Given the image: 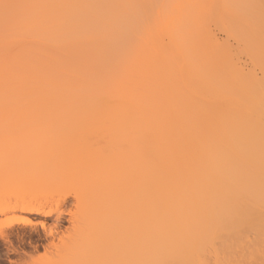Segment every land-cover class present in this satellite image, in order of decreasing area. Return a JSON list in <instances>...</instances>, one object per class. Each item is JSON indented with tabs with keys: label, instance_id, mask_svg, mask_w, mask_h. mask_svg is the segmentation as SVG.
<instances>
[{
	"label": "bare ground",
	"instance_id": "6f19581e",
	"mask_svg": "<svg viewBox=\"0 0 264 264\" xmlns=\"http://www.w3.org/2000/svg\"><path fill=\"white\" fill-rule=\"evenodd\" d=\"M113 1L114 0H112V2ZM131 1L129 2L130 4H132ZM135 1H137V0H135ZM155 1H152L154 3H151V2L150 3L156 4ZM180 1L184 2V0H180ZM186 1H187L186 4L185 3L183 4V2H181L180 6L183 4V6L185 8L187 6L189 7L191 4L189 3V5H188L187 4L188 0H186ZM191 1H193V0H191ZM203 1H205V0H203ZM220 1H221L220 6L222 5L220 7L221 13L227 7L229 11H233L234 14L244 18V21L249 15H251V14L256 15V17H255L256 20H254V21L257 24V27L261 28V30L264 33V7H263L264 6L263 5L264 0H220ZM220 1H219V3H220ZM110 2H111V0H75V1H72V0H16V1L12 0V4L10 7L17 6V5H20V7L22 9H23V7H25V9H23V12H24L23 15L24 16H23V19L20 18L19 20H17V22H19V23L14 24V23L9 22L6 27H3L2 31H1L2 34H0V40L5 41V39H6L5 34L6 33L11 32L12 34H10V36L11 35L13 36L14 34H16V32H17L16 29H19L20 31L23 30L22 33H25V32H26V34L28 33L29 34L28 37L30 40L28 39V41L21 43V45H19L16 48L17 51L15 50L17 54L14 53L12 55L13 57L17 58V60H15V62L12 63V67L23 78L22 81L19 82V84L17 86L15 85V87L17 89L15 87H14L15 89H13V93L14 92H17V94L21 93V95H17L15 93V95H17L18 97L17 96L14 97V98H16V97L19 98V101L21 102V104H19V102L16 103L17 98L15 99L16 101L12 99L13 101L11 100V101L6 102L7 101L6 99H9V98H6L5 96H3L4 98H2V96L0 95L1 96L0 101H1V99H3L2 103L0 102V108L2 109V108L6 107L5 109H7V107L8 108L11 107V109L16 108L17 110H15V111H19L20 108L22 109L25 107H27V108L28 107L29 108L30 107H38V110H36L34 108L33 109L31 108L32 110L30 109L29 113L31 112L30 117H32V115L34 113L39 114L41 110L46 111L47 110L46 108H48V106H51V108L54 106L55 107L57 106L56 108L55 107L54 108L56 110H57V108L59 109L58 110V112H59L58 117H60V118L62 117L63 122H65V123L70 122L71 124H73L72 122H74V124H73L74 127L76 125L75 121H76V123H78V125H81L82 123L86 122L88 119L91 120L92 119L91 116H93L92 112H94L95 108H97V110H95V112H97V111H99V112L101 111V113L103 112L102 114L100 113L103 116L102 120L103 121L106 120V121H104L105 123H100V125L103 124L102 127L104 128V130L103 129L102 130L104 131L103 132L104 134L106 133L105 136H107L108 138L106 137L105 140H108V142L106 143V141H103V139H102V141H100L99 139H101V138H99L95 142V139H97V137H99L101 135L99 133L102 130H100V129L97 130L98 127L97 128H90L91 129L90 130L89 127H92V126H90L91 125L90 124V125H88L89 127L87 126V128H88L87 130L89 132L90 131L91 132L90 133L87 132V134L88 133L93 134L92 137H94V138H92V137L89 138L87 136L89 139L87 137L86 138H80L79 140H77V142H75L73 144L68 143L70 145H65V146L59 147L60 143L62 142V141L61 142H59V141L63 137H61L60 139L57 140V138H59V136H58L55 140V144L53 147L55 148V151L57 149H59V150H57L59 152L58 153H57V151L53 152L54 157H52V158L54 159V161H50V160H52V158L48 159L46 162L44 161L45 163L41 166V167H44L43 169L39 168V170H34L36 168H33V169L30 168L29 169V167H28L26 170V174L24 173L23 174L24 177H23L21 175V173H18L19 168L20 167L22 168L24 165L23 163H21V161L17 164V169H14V168L10 169L9 168L10 170H13V172L15 171L14 173L12 172L14 176L12 175V173L8 172L9 169L7 171V168H6L7 172L6 171L3 172V174L5 173V175H2L3 177L5 176V180L14 179L13 181H15L16 184L19 181V183H20L19 185H22V187L18 192H16L17 191V190H15L16 188L11 190L9 188L11 185L9 186V184L7 185L6 188L3 189V190H7V189L8 190L3 195L1 194V196H0L2 199H3V197H5L4 199H6L5 201H3V204L0 206V214L4 213L7 210L8 211H13V210L19 211L21 213V216L17 219H14L13 221L16 223L28 225V224H30L31 218L33 216L47 217V216L54 214L56 209L58 208V206L61 204V202H63L64 200H66L69 197L70 198L72 197L73 198L72 200H75L77 203H80L82 205L80 207H82L81 211L83 213L82 216H84V217H82L84 222L81 226H79L75 229V231L77 233L76 242L74 243L73 246H71L67 249L68 252L66 255L63 256L64 259L62 258L61 259L62 261L60 260L61 261L60 264H206V263L210 264V263H208L209 261L210 262L213 261V263H211V264H249L248 262H245L244 260L251 261L252 258L258 254H259L258 255L259 258L262 257V259L261 258L260 259L263 260L262 263H264V258H263L264 257V253H263L264 247L262 248L260 246L261 243L262 244L264 243V214H263L264 213V178H263L264 176L262 175V174H264V136L262 137L263 134L261 133L262 132L261 130H260L261 132H259L260 136L259 135L254 136L253 133L251 132V130L244 129V128L249 126V125H245L247 122H248L247 124L253 123V120H252V123L250 122L251 121L250 120L251 115L249 113L251 111L249 110L250 112L248 111V113H246L247 111H245V110L246 109L248 110L249 107L245 108L244 104L245 103L248 104V106H250L249 109H252V108L254 109V107L256 106V111H257V114L259 112V116L262 115L261 110L264 107L262 108L260 106V108H262L260 110L259 105L258 106L257 105L251 106V103L249 102L251 99L249 101H247L246 97L242 96L241 98H245V101H247V102H244L243 107L245 108V110H244L245 113L250 115V117H248V115H247V118L250 121L247 120L246 114L244 116L241 115L242 110L240 111L241 113L239 112L240 116L238 117V116H236L235 109H233V111H231L232 109L229 110V108H228L227 111L230 112V115L228 114L229 117H228V115H227V117L230 118L229 120L226 117H225L226 119L225 118L223 119L221 112H220V114L214 113L215 116L218 115V117H220L221 121L219 118L218 119L220 121L221 128H223V130H224V133L221 130L219 131V129H217V132H215V134L209 138V136L206 134L207 128L205 129V124L203 123V121L205 123L208 121V119L206 117L207 115L204 113L207 110L203 111V110H205V108L208 109V107H206V104H204V103H206L207 98L202 99V101L201 100L196 101L197 97L195 99H193L198 103V106L201 103L203 104V105L201 104L203 107L205 106L204 109H203V107H201V109H203L202 110L203 114H200L202 116V118L199 116V114H198L199 117L196 115L200 121V122L199 121L196 122V124L199 122L197 125L195 124L197 117H196V119H194L195 121L193 122V124H191V122L193 120L190 121L191 119H189L188 115H186V114L192 113V116H193V113H196V111H197V113H200L201 111L200 112L198 111V109L200 107L197 109V108H195L196 107L195 104H191V106L194 105L192 107V109L195 108L194 110H191V111H195V112H191V111L188 112V110H189L188 108H187V110H186V108L182 109L181 104L185 107L184 103L181 102V100L180 101L177 100L178 98H176V97H175L176 100L175 99L174 100L179 101L180 103H178V102H177L178 104L175 103V101L172 99V96L171 97L169 96L170 91H173V90L168 89V90H170L169 94H168V96L170 98L166 95L167 99L169 98V100L170 99L172 100V101H170L171 107H169L170 106L169 105L168 106L169 108H168L166 106L167 105L166 103H161V101L166 100L165 96H162V94H161L162 92L160 93L161 94L160 97L156 93V91L157 92L160 91V89H159V88H161L160 86H162V88L164 86L163 84L161 85V82H159L157 78H156L157 82L160 83L159 88H158V85L154 84V87L156 86L155 87L156 91H154V90H152V91L154 93H156L155 96H158L159 98L162 97V98L159 99L160 101L156 100L155 103L159 102L158 104H155V103L151 104L149 102V98L146 96H143L144 94L139 92V91H142V92L144 91L142 89L143 86H141V87L138 86L139 91L135 90V88L137 87L136 85H140L139 84L140 82L138 81L140 78L139 75L141 77L144 76L143 77L144 79L147 77L148 72H145L147 70V66L145 68L144 66L146 64L145 65L141 64L143 61L146 60V59L143 60L145 57L140 59L139 62H141V63L137 62L138 60H135V62H136L135 63L134 59H132L133 61H131V62L127 61L130 64L133 62L132 63L133 65L129 64V66L127 67L128 69L130 68V70L132 72L127 71L126 68L125 69L123 68V67H126L128 65V64L126 65L127 62H126V59L124 60V57L128 58V56H129V54L126 55V52H127L125 49L126 45H123L125 43V42H123V40L126 39V37L124 38L123 35H126L127 33L131 32V33H133V34H131V36L133 35V37L135 36V38H137L136 33L134 35V30H137L139 25L137 23H135L136 21H133L132 23L133 24L135 23V25L137 24L138 26H136V28L134 29L135 25L131 24V27L133 28V32H132V29H130L131 31H129L128 28H131L130 27L131 21L129 22V19H130L129 15L130 14L133 15V12L130 13V10H129L128 13H126L127 10L130 9V7H129L130 4L126 3V0H117L115 2L116 4L114 2L113 3L112 2L110 3ZM121 3H122V6H121ZM200 3H202V1ZM205 3H206V1L204 2V4ZM194 4H196V3L194 2ZM28 5H29V7H27ZM136 5H135V7L138 6V5L137 6ZM146 5H147V3H146ZM256 5L257 6L260 5L259 6L260 8L262 6V9H259V7H258L257 8L258 10H255ZM111 6L112 7L114 6V7L112 8ZM177 6H176V8L178 9L179 7H177ZM192 6H193V4H192ZM192 6H190L189 8L187 7L188 10ZM223 6L225 8L224 10L222 9ZM135 7H133L134 10H135ZM156 7L157 6L155 5L153 8L156 10L157 9ZM158 7H159V11H160V6H158ZM194 7L196 9L197 6L194 5L193 8ZM193 8H191L190 11H188L187 16L189 18H190L189 12H191V10ZM251 8H254L255 13H251ZM117 9L118 10L123 9V10L118 11ZM139 9L141 11V8H139ZM149 9H151V7ZM124 10H125V12H124ZM131 10H133V9H131ZM11 11L12 10L10 9V12ZM148 11H150V10H148ZM186 11L187 10H185V12ZM229 11H228V13H229ZM122 12L126 13V14H123ZM153 12H154V10H153ZM161 12H163V10ZM176 12L177 11L175 10L174 13H176ZM12 13H14V12L12 11ZM139 13L143 15L142 12H138V14ZM138 14L136 13V15H135L137 18L142 16L139 14V17H138L137 16ZM159 14H160V12H159ZM208 14H209V12H208ZM257 14L258 15L261 14L263 17L261 15H260L261 17H259ZM195 15H196V13H195ZM236 15H234V16H236ZM179 16H180V14H179ZM179 16H177V18L176 17L174 18L173 23H175V26H177V23H179L178 22L179 19H180V21H181V19L184 20L183 22L184 23L186 22L185 24L188 23L187 22L188 20L186 21L185 18L182 17V15L180 16V18H179ZM232 16H230V17L227 16L228 17L227 18L228 19V25L230 23L229 19L231 20ZM143 17H144L143 19L145 20L144 15H143ZM195 17L199 18V16H197V15ZM258 17L262 18V19L261 20L257 19ZM132 18H134V17L132 16ZM200 18H201V16H200ZM200 18H199V20H200ZM233 19L235 20L237 18L233 17ZM250 19L247 21H249V23L251 25L255 26L256 24L253 23V21ZM125 20H126V22L128 21L127 23H129V27L127 26V23L125 22ZM137 20L139 21V19H137ZM144 20H140V21L142 22ZM172 20H173V18H172ZM190 20H191V18H190ZM232 20H231V22H233V23L236 22V21L234 22V20L233 21ZM258 20L261 22H259ZM226 21L227 20H225L224 22H226ZM167 22H169L168 27L171 30V27L173 28V26H171L173 23L171 20H169ZM167 22L165 24L166 28H167ZM94 23H95V26H97V28L94 27V25H93ZM148 23L151 24L150 22H148ZM191 23H193V22H191ZM233 23L232 24L230 23V26H231L230 29L228 28V25L226 26L228 28V30L239 31L238 30L239 27H237V26H236L237 29L235 30ZM118 24L121 25V28L123 26V28H124L122 30L123 32L121 30H120L121 31L120 32L117 29H115V28H117ZM140 24H142V23H140ZM98 25L100 28L98 27ZM115 25H117V26H115ZM258 25H260V26H258ZM141 26H145V25H141ZM151 26L153 28L154 24L152 23ZM232 26L234 29L232 28ZM253 26H251V27H253ZM125 27H126V30L128 29V31H124ZM146 27H147V24H146ZM188 27L189 26H187V28ZM190 27H192V24L190 25ZM257 27L256 28L254 27V28L258 29ZM24 28H27L28 30H26V29L24 30ZM89 28L93 32L97 33V36L94 37V41L96 39H98L100 36L101 37L104 36V38H105V36H107L110 38L108 40L111 43L113 42L112 48L114 46H116L115 49L117 48L116 49L117 53H116V51H114V55H113L112 59H111L112 55H110V54H104L106 56L110 55L107 58L104 57V55H102V54L101 55L103 57H100V55H99L100 53L98 54V52L95 51L96 54L93 55L95 52L93 51V53H92V51H91V54H90L89 50H86V51H88L89 56H93L92 59L90 58L91 60L86 56L87 52H86L85 56H81L83 49H81L79 47L80 44H78L79 50H77V52H78V54L80 53L81 55L79 54L78 58H76L77 53L75 52V50L77 48L75 46L73 47V45L70 41H71V39L77 38V41L80 40L82 42V39L88 37L86 32ZM177 28L179 30L178 26H177ZM194 28H195V26H194ZM194 28H192L193 34L196 35L194 32H196V33H198V32L196 31V29L194 30ZM242 28H239V29H241V31H239L237 33H240L238 35L245 37L246 33H248L246 31L247 27H246V30H242ZM141 29L143 30V28H141ZM162 29L164 30L163 27H162ZM173 29L174 30H171V31L175 34V32H177V30L175 31L176 28H173ZM189 29L191 32L192 29L191 28H189ZM255 29H254L255 32H257L258 30H259V32H262V31H260V29H258L257 31ZM15 30H16V32H15ZM19 30H18V32H20ZM143 31H141V32H143ZM165 31H166V29H165ZM224 31H225V29H224ZM243 31H245L246 33L244 32L242 34ZM124 32H126V34H124ZM158 32H159V30H158ZM177 33L179 35V32H177ZM237 33H236V35H237ZM257 33H255V34H257ZM30 34H32V35H30ZM91 34L92 33H90V35ZM174 34H172V35L174 36ZM176 34H175V37H173L172 35L171 36H172V38H174V40H176V38H177V41L179 42L178 39L179 38L181 39V36H179V38H178V36ZM200 34H202V32ZM167 35L168 34H166V37H167ZM197 35H196V38H197ZM212 35H213V33H212ZM238 35H237V37H240ZM257 35H255L254 37H257ZM30 36H33V37L30 38ZM145 36H146V34H145ZM145 36L143 35L140 37L144 38ZM152 36L154 39V37L156 36V35H154V32H153ZM208 36H209V34H208ZM233 36H234V33H233ZM262 36L264 37V34H261V37ZM117 37H119L120 39ZM140 37L138 39H136V40H138V42L141 39ZM243 37H240V40L245 39ZM251 37H250V35L248 36V38L252 40ZM258 37L260 38V35H258ZM182 38H183V36H182ZM231 38H232V36H231ZM149 39H152V38H149ZM166 39H168V37ZM170 39H171V37H170ZM185 39H183V42L185 41ZM118 40H120V42H122V43H120ZM236 40L238 41V43H240V42L242 43V41H239L238 39H236ZM263 40H264V38H263ZM83 41H84L83 43L87 45V43H88L87 40H83ZM142 41H144V39H142ZM146 41L149 42L150 40L147 39ZM187 41H189V40H186V42ZM258 41H259V39L255 38L251 41L252 43L248 42L249 43V45L247 44L248 49H246L247 46L245 47V45H244V48L246 49V51L248 50L249 55H251L249 52V49L251 48V46H252V48L255 47L254 50H256V48H257L256 46L259 43L261 45H262V43H264L262 41H261L262 43L261 42L258 43ZM138 42H136V44ZM152 42H153V40H152ZM154 42H155V39H154ZM171 42L172 41H170L169 43H171ZM181 42H182V39L179 42L180 44H183V45H181L182 50L180 49V47H179V49H180V51L186 52V54H187V51H185L186 49H184L185 47H187V45H186V43H181ZM203 42H205V41H203ZM245 42H247L246 39H245ZM245 42H243V44H245ZM143 43L140 44V42H139L138 45L140 44L141 47L139 46L140 47V49H139V48H137V46H138L137 45L136 49L141 50L143 46H146V43L142 46ZM188 43L189 42H187V44ZM195 44H196V42H195ZM250 44H253V45L255 44L256 46L255 45L250 46ZM120 45H123L122 48ZM184 45H186V46L184 47ZM203 45H205V44L197 45V46H201V48H202ZM66 46H68V47H66ZM119 46H120V49H119ZM197 46H196V48H198ZM67 48H69V49H67ZM73 48H75V49H73ZM189 48H191V46ZM193 48L195 49V47H192V50L187 48L188 52L193 51ZM201 48L199 47V49H196L195 50L196 53L198 50L200 51ZM225 48H227V47H225ZM262 48L264 49V46ZM262 48L259 49L260 51L256 50V53L260 57H261V54L264 53ZM66 49H67V53H66ZM71 49H73V50L70 51ZM121 49H124V50H122L123 54L125 53L124 55H122ZM149 49L151 51L150 46L147 49V51ZM153 49L155 50V48H153ZM203 49H204V47L201 49L202 55L200 57L198 56V55H200L199 53H197L198 54L197 55L195 52H194V54H193V52H190V54L192 56L196 54L193 59H195L196 56H198L197 60L199 58H201L203 56V53H204ZM220 49H223V48H220ZM61 50H62V53H61ZM68 50L71 53L73 52L74 53L73 56L75 55V57H73L70 54V52L68 53ZM144 50H142L141 52H143ZM64 51H65V53H63ZM261 51H263V52H261ZM118 52H120V53H118ZM148 52H146V53L144 52V53L147 55ZM163 52H165V51H163ZM205 52H207V51H205ZM84 53L85 52H83V54ZM165 53H162V54H165ZM60 54H63V55H60ZM67 54L71 55V56H67L66 57L67 59L68 58L70 59V57H72L71 59L75 58L73 60V62L74 63H75V61H77V62L75 64H72L73 62H71L69 59L64 61L66 63L61 61L60 56L63 57L64 55L66 56ZM118 54H120L121 56L119 55L117 57ZM184 54L185 53H183V59H186V56L189 55V53L187 55L185 54L186 56ZM220 54H221V52H220ZM220 54H219V56H220ZM154 55H156V54H154ZM65 56H64V58H65ZM192 56H189L187 58H190V57L192 58ZM207 56L209 57V55H207ZM252 56H254V54H252ZM149 57H152V56L149 55ZM168 57H169V55H168ZM205 57L206 56L204 54V58ZM234 57H236V56H234ZM103 58H106V59H103ZM131 58L132 57L128 58V60H131ZM146 58H147V56H146ZM202 58H201V60H202ZM217 58H218V55H217ZM221 58H222V56H221ZM221 58H220V60H221ZM257 58H255V60ZM86 59L89 63H87V61H85ZM117 59H119V61L116 62ZM122 59H123V66L120 64V63H122V61H121ZM171 59L173 60L172 57H171ZM228 59H230V58H228ZM258 59H257V61L260 63V61H259L260 59L259 60ZM83 60H84V62L82 63ZM148 60H150V59H148ZM164 60H166V59H164ZM187 60L188 59H186V63L188 64ZM190 60L191 59H189L188 61H190ZM197 60L194 61V64L191 61L193 66L190 65V63H189V66H192V68L190 69L191 70L190 71L191 76L192 75L194 76L193 71H195V73H196L198 70L195 68L198 65L197 62H199V61L201 62V63H199L200 64L199 68H201L200 66L205 68L202 65V61H204L205 59L202 61L201 60L197 61ZM206 60H208V58ZM213 60H214V58H213ZM213 60L211 59V61H213ZM67 61H69V62H67ZM80 61L82 64L80 63ZM111 61H113L114 64ZM170 61L168 59L167 62H170ZM253 61H254V57H253ZM101 62H103V63H101ZM118 62H120V63H118ZM167 62H166L167 66L166 65L165 66L169 69L172 68L173 64L175 63V62H173V63L170 62V64H169ZM176 62H177V60H176ZM91 63L94 65L98 64L99 67H96L97 65H95V67L92 66L94 71L92 70V68L89 69V67L91 66L90 65ZM105 63L107 65L110 63L113 65L112 66H110L111 64L108 65L110 67H108V69H107L106 68L107 65H104ZM144 63L145 62H143V64ZM186 63L184 64V66L187 65ZM195 63H197L196 66H195ZM135 64H136V66H135ZM157 64H155V65L153 64V66H155V68H156ZM229 64L231 66V63H228V66H229ZM81 65H83V66H81ZM88 65H89V67H87ZM102 65H104V66H102ZM118 65H119V67L120 66L122 67L120 69V71H122L124 74L127 73V75H125V76L128 78L127 79L128 83L124 81L125 87L128 86L126 89L124 88L126 91L124 89L121 91L115 90V88L113 86H111L112 81H110V82L108 81L111 85L107 86L109 83H107V81L105 80V79H107V77L110 78V74L107 73L110 71H111V78L110 79L113 78L112 72L114 71V73H115ZM140 65L142 66V68ZM150 65H152V64H150ZM150 65H148V67H150ZM211 65H212V63L210 64V66ZM220 65H223V64H220ZM220 65L217 68H221ZM254 65L256 66V61H255ZM257 65H261V64H257ZM133 66L135 67V69ZM138 66L140 68H138ZM174 66H175V64H174ZM184 66H182V67L186 69V66L185 67ZM215 66H216V64L214 65V67ZM230 66H229V69H230ZM111 67H112V69H111ZM188 67H187V69H188ZM262 67L263 66H260L261 69H262ZM80 68L81 69L84 68V69L81 70ZM85 68L89 69L88 72H86L87 69L85 70ZM131 68H133L134 70ZM143 68L145 70H143ZM152 68H154V67H152ZM175 68H177V67L175 66ZM217 68H215L216 72L213 70L212 74L217 73ZM140 69H141V71L143 70L146 73V75L144 74V72H143V74H141L142 72L138 71ZM173 69H171L172 72L173 71L175 72L176 70L175 69L173 70ZM104 70H105V72H104ZM165 70L168 71V69H165ZM199 70L202 71L203 69H199ZM101 71H103V72H101ZM154 71L156 73L159 72V71H156L155 69L151 72L154 73ZM160 71H162V70H160ZM177 71H176V73H177ZM203 71H205V70H203ZM218 71H220V72H218L220 74L217 73V75L221 76L222 75L221 69H219ZM227 71H228V69H227ZM230 71H233V69L231 68ZM247 71H249V70H247ZM172 72H169L172 74V76H171V74L165 72L167 75L169 74V76L166 75L167 77H164V75H165L164 74V75H162L163 78L164 79L165 78L170 79V76H171V78L172 77L174 78V77H176L175 75H178V74H175L174 72L173 73ZM185 72H186V70H185ZM192 72H193V74H191ZM104 73L107 74V76L103 75ZM128 73H130V75H128ZM187 73H188V71L186 72V74ZM197 73H200V71ZM203 73H202V75L206 74V73L205 74H203ZM173 74H174V76H173ZM182 74L184 75V73H182ZM223 74H225V73H223ZM12 75H13V73H12ZM85 75H87V76H85ZM131 75H134V76L131 77ZM150 75L151 74H149V76ZM154 75H156V74H154ZM154 75H153V77H154ZM202 75H200V76H202ZM217 75H214V76L217 77ZM226 75H228V74H226ZM233 75H235V76H233ZM104 76H106L105 79H104ZM128 76H130L132 78V80H129L131 78ZM191 76L189 77V75H188V77L190 79H192V80L195 79V82L193 81L194 83H196V81L203 82V80H204L203 83H200L203 85L204 83H206L205 81H209V79H207V77H206L207 80L204 78L205 76H202V78H204V79H199L200 77L198 75H195V77L196 76L198 77V80L196 79L197 77L191 78ZM59 77H61V78H59ZM82 77H84V78L82 79ZM88 77H89V79H88ZM126 77H124V78L126 79ZM186 77L187 76H185V78ZM224 77H227V78L224 79ZM231 77H234V80H235L236 74H234V71H233V74ZM231 77L230 76L229 77L223 76L222 79L225 82L222 79L221 80L223 81V83H226L228 81L230 82L229 79ZM248 77H247V79H245L246 77L244 78L247 82L251 80V79L248 80L249 79ZM54 78L55 79L57 78L58 81H57V79L55 80ZM149 78H151V77H149ZM149 78H146V79H148V81H149ZM173 78L171 79V81L173 80ZM182 78H184V77H182ZM218 78L219 77H217V79ZM64 79H65V81H63ZM164 79L161 81L164 82L165 81ZM179 79L177 78V80H179ZM231 79H233V78H231ZM236 79H238V76ZM107 80H109V79H107ZM183 80H185V79H183ZM221 80L219 78L218 80H216L217 82L212 81V83L215 82L217 84H214V83L213 84L218 85V82H219V85L221 84L220 88L222 86L223 89H226V88H224V86L229 84V83H226L223 85ZM55 81H57V82H55ZM69 81H71V83H73V84L69 83ZM75 81H77V82H75ZM235 81L239 82L240 79L235 80ZM16 82L17 81H15L13 83H16ZM50 82L52 84H50ZM101 82H103L104 84ZM137 82H139V83H137ZM168 82H170V81L167 80V84L170 85ZM174 82H177L175 80V78H174V81L172 82L171 85H173ZM179 82H180V80H179ZM234 83H237V82H234ZM44 84H47V85H44ZM54 84H55V86H54ZM66 84L69 85L67 89H69L72 86V89H70L71 91L66 89V87H67ZM167 84H165V85H167ZM197 84H199V83L197 82ZM197 84H195V85H197ZM233 84L231 81V85H233ZM240 84H242V83H240ZM39 85H41V86L44 85L43 86L44 88H42L44 90L47 88H50V87H54V88H50V89L45 90V91L43 90L44 95L46 92V95H45L46 100L44 102L50 101V103H51V101H52L51 98L54 97L53 98V100H55L54 104L56 103L54 106H53V103L50 104L49 102H48L49 105L47 104V102H46V105L44 102L42 104L36 98V96L34 95L32 90L37 88ZM59 85L60 86L62 85V86L60 87ZM104 85L107 86V88L105 87L107 89V92L105 89L104 90H105L106 94L107 93L108 94H107V98L106 97L102 98L103 99L102 100L100 97H103L104 95H106L104 90H102ZM209 85H210V83H209ZM209 85L208 86L205 85V87L207 86L206 88H209L211 86V85L210 86ZM231 85H230V87H231ZM46 86H48V87H46ZM56 86H59V87L56 88ZM121 86H123V85H121ZM235 86H237V85H235ZM173 87H174V85H173ZM191 87H192V85H191ZM240 87H241V85H240ZM253 87H255V86H253ZM86 88H89V89H87L88 93L86 95H84L83 92L86 90ZM168 88H170V87H168ZM171 88H172V86H171ZM195 88H196V86H195ZM198 88H200V87H198ZM213 88H214V86H213ZM217 88H219V87H217ZM255 88H254V90H256ZM56 89L57 90L60 89V90L57 91ZM108 89L110 90V92L108 91ZM127 89H129L128 92H127ZM164 89H167V88H164ZM191 89H194V88H191ZM191 89L188 88L187 90L190 91ZM204 90L205 89L203 87V90L201 91V93L199 92V94H202V92H204V95H205V92L208 93V90L207 91H204ZM211 90H213V89H211ZM221 90H218L221 92V95H223L225 93L224 94L225 97L228 96V94H226V92H225L226 90L225 91H223V90L221 91ZM254 90H253V92L251 91L252 94H254ZM48 91H50V92H48ZM56 91H57V94H56ZM64 91H65V93H64ZM69 91H70V93L67 94ZM96 91H98L97 94H96ZM99 91H100V93H99ZM174 91H175L174 93H177L176 90H174ZM189 91H188V93H186V95H184L185 93H183V95L188 97V95L191 92V91L190 92ZM195 91H196V89H195ZM233 91L236 92V90H234V88H233ZM29 92H31V93L29 94ZM102 92H104L103 93L104 95L101 96ZM185 92H186V90H185ZM220 92H218V93H220ZM257 92H258V89H257ZM49 93L51 95H48ZM80 93L83 95H79ZM165 93H163V94H165ZM167 93H168V91H167ZM178 93H180L179 95H181L182 91H180V92L178 91ZM215 93H217V92H215ZM23 94H24V96H27V99H25L26 97L23 99V96H22ZM53 94H56V95H53ZM98 94L100 96L99 100L97 99ZM171 94H172V92H171ZM28 95H30V97ZM33 95H34V97H33ZM87 95L91 96V97H87ZM93 95L94 96L96 95L95 98ZM204 95L203 96L200 95V96L203 98ZM210 95H213V97H214V94L210 93L209 96L207 95L208 98L210 97ZM256 95H258V94L256 93ZM21 96H22V98H21ZM48 96H49V98H48ZM61 96L63 97V99H61ZM70 96H80V99H82L81 100L82 102L80 101V99H75V101L71 100ZM176 96H178V95L176 94ZM259 96L260 95L256 96L258 98H255V100H258L260 98ZM81 97H83V98H81ZM158 97H157V99H158ZM213 97H211V98H213ZM215 97L218 98L217 94L215 95ZM215 97L213 99H215ZM237 97H238V95H237ZM237 97H236V99H237ZM34 98H35V100H33ZM56 98H58L57 101H56ZM65 98L67 100L69 99V102L71 104L75 103V105L70 106L72 111H71V109L68 111H65V107H64V103H63ZM84 98H86L87 101ZM138 98H140V99H138ZM198 98H199V96H198ZM241 98L239 97V99H241ZM4 99H5V101H4ZM28 99L31 100V102L28 101ZM91 99L93 101H91ZM199 99H201V98H199ZM25 100L28 101L27 102L28 104L26 103ZM59 100H61L62 102L60 101L61 103H59V105H58ZM101 100H102V102L105 100L102 105H100ZM182 100H185V99H182ZM191 100H192V98H191ZM191 100L189 98L188 101L190 102ZM193 100H192V102H193ZM203 100L205 101L204 103H203ZM243 101H244V99L239 100L238 103H240V102L242 103ZM261 101H262V99H261ZM22 102L25 104H22ZM85 102L88 105H86ZM186 102H187V100H186ZM192 102H190V103H192ZM199 102H201V103H199ZM220 102H222V101H220ZM256 102H259V101H256ZM32 103L35 105H32ZM77 103L78 104L80 103V104L78 105ZM160 103L164 104V105H161ZM187 103H186V107H187V105L190 104V103H188V104ZM217 103H215L216 105H214V106H217ZM232 103L233 102L231 100V103H229V104H232ZM60 104H62V105L60 106ZM76 104H77V106H76ZM176 104H177V107L175 106ZM211 104H213V102ZM234 104H236V103H234ZM240 104H239V106H242V104L241 105ZM259 104L261 105L260 102H259ZM21 105H22V107H20ZM42 106H44L42 109L39 108ZM72 106H73V108H72ZM81 106H83V107H81ZM84 106L87 107L88 109L94 108L92 110V112L90 111L91 112L90 117H89V115L86 116L87 113H86L85 109H84L85 110V113H84L85 116L82 115V113H80L81 111H83L81 109H79L81 111H78L79 114H81V115H78L77 114L78 112L77 113L73 112V111H77V110H74V108L78 109L81 107L83 109V108H85ZM173 106H175V109L178 111H176ZM209 106H211V105L209 104ZM262 106H264V104ZM17 107H19V109ZM61 107H62V109H61ZM63 107H64V110H63ZM180 107H181V109H180ZM257 107H258V109H257ZM172 108H173V110H171ZM217 108H219V107L217 106ZM235 108H238V110H239L240 107L237 106ZM60 109H61V111H60ZM33 110H34V112L32 114ZM49 110H51V109H49ZM208 110L210 113V111L212 110V107H211V110L210 109H208ZM37 111H39V112L36 113ZM186 111L188 113H185ZM213 111H214V109H213ZM213 111H211V112H213ZM223 111H225V109H223L222 112ZM244 111H243V114H244ZM26 112H27V110H26ZM26 112L24 111V113H26ZM48 112L49 111H47V113ZM90 112L88 111V114H90ZM229 112H227V113H229ZM231 112H233V113L231 114ZM44 113L45 112H42L40 114V115H42V114L44 115V116L42 115L40 118H39L40 115L37 116V118H39V119L43 118L42 120L38 119V121H39V123H41V125H42V122L43 123L45 122L43 120H46L45 116H47V114L46 113L44 114ZM183 113H185V114H183ZM206 113H208V111ZM96 114H98V112ZM100 114H98V115H100ZM180 114H181V116H182V114H183V116L186 115V119H185V117L182 118L183 116L182 117L180 116L182 119L179 118ZM233 114H235V115H233ZM50 115H52V114L50 113ZM77 116H79V117H77ZM82 116H83V118H82ZM102 116H99V118L100 117L102 118ZM194 116H195V114H194ZM223 116H226V115H224V113H223ZM23 117H24V115H23ZM84 117H85V119H84ZM210 117H212V116H210ZM210 117H209V119H210ZM260 117L263 118V116H260ZM52 118H53V116H52ZM57 118H56L57 122H52L53 119H51L52 123L50 122L51 123V125L49 124L50 126H48V127L42 126L39 130H42L43 133L46 131L44 134L45 135L49 134V136H48L49 138H50V136L53 135L54 128H55L56 134L53 135L52 137H54V136L56 137L58 135L57 133L61 134L60 131L61 130L63 131V129H61V127H60L61 125L57 124V123H59L58 122L59 120H57ZM77 118H79V119H77ZM95 118H93V119H95ZM177 118H179L181 120H177ZM190 118H192V117H190ZM200 118H201V120H200ZM80 119L82 121H83V119L84 120L87 119V120L82 122L81 124H79V122L81 121ZM212 119L214 120V118H212ZM96 120H98V117L96 118ZM31 121H33V120H31ZM100 121H101V119L99 120V122ZM188 121H190V122L188 123ZM222 121L224 123H221ZM92 122H93V120H92ZM99 122H97V123H99ZM214 122H215V120H214ZM53 123H54V125L55 124H57V125L53 126ZM13 124H15V123H13ZM87 124H89V122H87ZM104 124H107V125H104ZM206 124H208V123H206ZM242 124H243L244 128H243ZM0 125L3 126L4 123H2ZM213 125H215V123ZM239 125H241V126H239ZM5 126H7V123L3 126V129L5 128ZM85 126H83V129L85 128ZM104 126H108V127H104ZM216 126H218V124ZM52 127H54L53 131L51 129ZM74 127H73L74 131H72L71 135L68 134V136L71 138L73 137L72 134L74 135L75 132H79V131L83 132L84 130H86V128L84 130L83 129L79 130V128L77 127V131H76V129H75L76 127L75 128ZM213 127L215 128V126H213ZM48 128L51 129L50 133L47 132V130L49 131ZM81 132L79 135H81ZM39 133H40V135H39L40 137L42 135H44V134H41V131H39ZM84 133L85 132H83L82 134L84 135ZM218 133L222 134V135L220 134V137L222 140H219L220 137H219ZM263 133H264V130H263ZM36 134H38V133H36ZM63 134H62L63 136H66L65 140H67L68 136L66 135V133H63ZM223 134H224V136H223ZM45 135L42 136L41 138H44ZM222 136L224 137V139ZM101 137H102V135H101ZM68 139H70V138H68ZM90 140H92L93 142ZM14 141L15 140L10 141L11 145L8 144L9 145L8 148L11 149L12 154H16L19 151H21V149L25 148L24 147L25 144H23V143L18 144L17 141H15V142ZM98 141H99L98 149L100 151L102 150L100 148H103L102 146H100V144L102 142L105 143V145H106V147L105 146L104 147L106 149L108 147V149L107 150L103 149L101 152L98 149L97 150L95 148L93 149L92 147H94L95 143L97 144ZM218 141H224V142L223 143L220 142L221 143L220 144ZM11 142H13V143H11ZM57 142H59V143L57 144V147H56L55 145ZM89 142H91V144ZM189 142H192V144L194 142L195 143L198 142V144H197V146L195 145L196 147L195 146L193 147V145H191ZM5 143H7V142H5ZM92 144H93V146H92ZM188 144H190V145H188ZM208 144H209V146H208ZM187 145L190 147V149ZM21 146L24 148H21ZM99 146H100V148H99ZM191 146L193 147V149ZM217 146L218 147L220 146V149H223V147H221V146H225V147L223 150H220ZM259 146H260V148H259ZM53 147H52V150L54 149ZM209 147L212 149H210ZM215 147H217L218 149ZM227 150H228V152H227ZM258 150H260V151H258ZM60 151H61V153H60ZM218 151L221 152V155ZM231 151H232V153H230ZM257 151H258V153H257ZM223 153H225V154L223 155ZM54 154H56L57 156ZM226 155H230V156L236 155V156H235V158L232 156L231 157L227 156V158H225ZM233 158L237 161H235ZM230 160H231V163L229 162ZM246 160L248 161V163ZM245 162L247 164H245ZM98 164H99V168H98L99 170H97V168L96 169L94 168L95 165H98ZM231 164H233V165H231ZM53 166H55V167H53ZM101 167H103V168H101ZM21 168H20V170H21ZM39 171H40V173H39ZM16 172L18 175L16 174ZM1 179L2 178H0V180ZM9 182H11V181H9ZM83 187H85L87 189L83 190ZM16 193H19L18 196L13 197L12 195L16 194ZM11 196H12L13 200L11 199ZM47 205H49V207H47V209H45L44 207ZM259 210H261V211H259ZM261 212H263L262 213L263 215H261ZM7 227H10V224H8ZM249 232L250 233L252 232L251 234L254 233L257 236L256 237L257 239L255 238V235L252 236V238L254 237L253 241L256 239L255 242L256 241L257 242L255 243L252 241L255 244H253V246L251 247V249L249 250V253L247 255L244 253H241V252H239V253L236 252L237 250L243 249L240 246L242 245V243H244L245 233H249ZM217 240H219V243L221 244L220 249L219 250L213 249L212 251L211 250L209 251L208 247H211L212 242L213 241L216 242ZM216 245H217V243H216ZM262 246H264V245H262ZM260 249L262 250V252ZM206 252L209 254L208 256H210V257L212 256L213 259L211 258V260L208 261L206 259V257H207ZM204 256H205V258H204ZM48 263L49 262H47L45 264H48ZM250 264H252V263H250Z\"/></svg>",
	"mask_w": 264,
	"mask_h": 264
},
{
	"label": "rangeland",
	"instance_id": "374dc122",
	"mask_svg": "<svg viewBox=\"0 0 264 264\" xmlns=\"http://www.w3.org/2000/svg\"><path fill=\"white\" fill-rule=\"evenodd\" d=\"M16 1V0H15ZM72 1H75V0H72ZM115 1V0H114ZM113 1V2H114ZM117 1V0H116ZM115 1V2H116ZM129 0H126V3H129L128 2ZM133 1V2H132ZM131 1V3L132 4H130V9H126L127 10V12L126 13H128V11L130 10V13L131 12H133V15L132 14H130L129 15V22L131 21V23H130V27H131V24L132 25H135V23H137L135 26H134V29L136 28V26H138V28H137V30H134V35H135V33H136V35H137V38H135V36L133 37V35L131 36V34H133V33H131V32H129V33H127L126 34V32H124V34H126V35H123L124 36V38L126 37V41L125 40H123V42H125L123 45H126L125 46V49H126V55H128L129 54V56H128V58H130V57H132L131 58V60H128V58H126V57H124V60L126 59V62L128 61V62H131V61H133L132 59H134V62H135V60H138L137 62H139L140 61V59H142V58H144L143 60H145V61H143V62H145L144 64H143V62L141 63V62H139V63H141L142 65H145L144 67L146 68V66H147V70L145 71V72H148L147 73V77L146 78H149V77H151V78H149V81H148V79H144L143 77H141L140 75H139V82H137V83H139L140 85H136L137 87L135 88V90H137V91H139V88H138V86L139 87H141V86H143V92L142 91H139L140 93H143L142 95L143 96H146V97H148L149 98V102L151 103V104H154L155 102H156V100H159V99H161V98H159L160 96H161V94H162V96H165V98H166V102L165 101H161V103H166L165 105L168 107L169 105H170V101H172L171 99L169 100V98L172 96V99L174 100L175 99V97L176 98H178L177 100H181V102H183L184 103V105H185V107L181 104V106H182V109L183 108H186V110H187V108L189 109L188 110V112H190L191 110H194L195 108H199L198 109V111L200 112V113H197V111H196V113H193V116H192V113H190V114H186V115H188V118L189 119H191L190 121H192L191 122V124H193V122L195 121L194 119H196V117L198 116V114H199V116L202 118V116L200 115V114H203L202 113V110L205 108V106L203 107L202 105V103L201 102H199V103H201L199 106H198V103L196 102V101H198V100H201L202 101V99H206L207 101H206V103H204L205 101L203 100V103L204 104H206V107H208V109H210L211 110V107H212V110L211 111H213V109H214V111L213 112H211L210 111V113H209V110L207 109V108H205V110H203V111H208V113H206V112H204L206 115V117H207V119H208V121L206 122V123H208V124H206L204 121H203V123L205 124V129L207 130V132H206V134L209 136V138L210 137H212V135H214L215 134V132H217V129H219V131L221 130L223 133H224V130H223V128H221V126H220V121H221V119H220V117H218V115L217 116H215V114H220V112H221V114H222V118L224 119L225 117L229 120L230 118H228L229 117V115H230V112L229 111H227L228 110V108H229V110L230 109H232L231 111H233V109H235V111H236V116H240L239 114L241 113L240 111L242 110V113H241V115L242 116H244L246 113H248V111L250 112L249 114L251 115V118H250V120L247 118V115L248 114H246V118H247V120L248 121H250L251 123H252V120H253V123L252 124H245V125H249L248 127H246V128H244V126H243V124H242V126H243V128L244 129H247V130H251V132L253 133V135L254 136H256V135H259L260 136V134H259V132H261L263 135H262V137L264 136V133H263V130H264V106H262L263 104H264V53L263 54H261V57L256 53V50L258 51L260 48H262L263 46H264V43H262V42H264V40H263V36L261 37V34H264L263 33V31L261 30V28H259V27H257V24L255 23V21L254 20H256L255 19V17H256V15H254V14H251V15H249L246 19H245V21H244V18H242V17H240V16H238V15H236V14H234L233 13V11H229L228 10V8L226 7V9L224 8V6H223V10L224 11H222V13H221V6H220V4H221V1H220V3H219V1L218 0H205L206 1V3L204 4V2L205 1H203V0H193V1H189L188 0V5H189V3L191 4L190 6H192V4H193V6L194 5H196L197 7H196V9H195V7L193 8V6L191 7V8H193L192 10H191V12H189V16H190V18H191V20H190V18L187 16L188 15V11H190V9L188 10V8L190 7H184L183 6V4L185 3L186 4V0H184V2L183 1H180V0H137V1H135V0H132ZM152 1H155L156 2V4H151V3H154V2H152ZM161 1V2H160ZM202 1V3H200ZM111 2H112V0H111ZM110 2V3H111ZM112 2V3H113ZM114 2V3H115ZM145 2V3H144ZM151 2V3H150ZM181 2H183V4L180 6V4H181ZM194 2L196 3V4H194ZM211 2V3H210ZM223 2V1H222ZM125 3V4H126ZM138 5H136V4ZM146 3H147V5H146ZM150 3V4H149ZM219 3V4H218ZM11 4H12V0H0V34H2V29H3V27H6L7 26V24L9 23V22H11V23H14V24H17V23H19V22H17V20H19L20 18L21 19H23V9H25V7H23V9L20 7V5H17V6H12V7H10L11 6ZM116 4V3H115ZM124 4V5H125ZM128 4V5H129ZM158 4V5H157ZM199 4V5H198ZM203 4V5H202ZM218 4V5H217ZM134 5V6H133ZM135 5L137 6V7H135ZM146 5V6H145ZM153 5V6H152ZM157 6L156 8V10L153 8L154 6ZM178 5V6H177ZM206 5V6H205ZM217 5V6H216ZM262 5V4H261ZM264 5V4H263ZM117 6V5H116ZM115 6V7H116ZM121 6H122V3H121ZM158 6H160V11H159V7ZM176 6L177 7H179L178 9L176 8ZM186 6V5H185ZM201 6V7H200ZM260 6V5H259ZM259 6H257L256 5V7H255V10H258L257 8L259 7ZM27 7H29V5L27 6ZM112 7V6H111ZM114 7V6H113ZM112 7V8H113ZM132 7V8H131ZM133 7H135V10H134V8ZM151 7V9H149V8ZM185 9H184V8ZM264 7V6H263ZM137 8V9H136ZM139 8H141V11H140V9ZM148 8V9H147ZM153 8V9H152ZM176 8V9H175ZM204 8V9H203ZM10 9L14 12V13H12V11L10 12ZM111 9V8H110ZM131 9H133V10H131ZM184 9V10H183ZM210 9V10H209ZM259 9H262V6H261V8L259 7ZM28 10V9H27ZM118 10V9H117ZM123 9H119L118 11H122ZM148 10H150V11H147ZM153 10H154V12H153ZM163 10V12H161ZM175 10L177 11L176 13H174L175 12ZM185 10H187L186 12H185ZM196 10V11H195ZM112 11V10H111ZM116 11V10H115ZM142 12L143 13V15L145 16V20L143 19L144 17H143V15L142 14H140V15H142V16H140L139 17V14H138V12ZM146 11V12H145ZM204 11V12H203ZM228 11H229V13H228ZM124 12H125V10H124ZM135 12V13H134ZM158 12V13H157ZM159 12H160V14H159ZM196 13V15L197 16H199V18H200V16H201V18H200V20H199V18L197 17H195L196 15H195V13ZM203 12V13H202ZM208 12H209V14H208ZM232 12V13H231ZM123 13V12H122ZM126 13H123V14H126ZM136 13L138 14L137 16L139 17V18H137L135 15H136ZM180 14V16L182 15V17H184L185 18V20L189 23H187V24H185L183 21L184 20H182L181 19V21H180V19L178 20V22L179 23H177V26L179 27V30H178V28H177V26H175V23H173L174 22V18L176 17L177 18V16H179V14ZM187 13V14H186ZM228 13V14H227ZM251 13H255V11H254V8H251ZM208 14V15H207ZM217 14V15H216ZM220 14V15H219ZM135 18H132V16ZM175 15V16H174ZM208 17H207V16ZM225 15V16H224ZM233 15V16H232ZM234 15H236V16H234ZM258 15V14H257ZM261 14H259L258 16L259 17H261L260 16ZM131 16V17H130ZM152 16V17H151ZM168 16V17H167ZM174 16V17H173ZM180 16H179V18H180ZM213 16V17H212ZM230 17V16H232L231 18L233 19V17H235V18H237V19H233L234 20V22L235 23H233V22H231V20L229 19V22L232 24H234L233 26L235 27V30L237 29L236 28V26L237 27H239V28H242V30H246V27H247V32L248 33H246L245 31H243L242 32V34L245 32L246 33V35H245V37H243V36H240V35H238V34H240V33H237V32H239V31H241V29H239L238 28V30L239 31H234V30H228V28L230 29V23H229V25H228V17ZM254 16V17H253ZM142 17V18H141ZM148 17V18H147ZM219 17V18H218ZM225 17V18H224ZM257 18V19H262V18ZM263 17V16H262ZM124 18V17H123ZM128 18V17H127ZM150 18V19H149ZM169 20H171L172 21V25L171 26H173V28H176L175 29V31L177 30V32H179V35H178V33L177 32H175V34L178 36V38H179V36H181V39H182V42L181 43H186V45H187V47H185L186 45H184V49H186L185 51H187V54L189 53V55H187L186 54V52H182V51H180V49L182 50V48H181V45H183V44H180L179 42H180V38L178 39L179 40V42L177 41V38H176V40H174V38H172V34H174L171 30H174L172 27H171V30H170V28L168 27V23L169 22H167V21H169ZM172 18H173V20H172ZM227 20L226 22H224L225 20ZM251 18V19H250ZM137 19H139V21L140 20H144V21H138ZM149 19V20H148ZM198 21H197V20ZM204 19V20H203ZM210 19V20H209ZM243 19V20H242ZM252 20L253 21V23H255L254 25L255 26H253V25H251L250 23H249V21H247V20ZM176 20V21H177ZM208 20V21H207ZM218 20V21H217ZM223 20V21H222ZM232 20V21H233ZM133 21H136L134 24L132 23ZM138 21V22H137ZM146 21V22H145ZM152 21V22H151ZM205 23H204V22ZM259 21V20H258ZM125 22H126V20H125ZM128 22V21H127ZM126 22V23H127ZM148 22H150L151 24H149ZM166 22H167V28H166ZM191 22H193V23H191ZM202 22V23H201ZM257 22V21H256ZM259 22H261V21H259ZM115 23V22H114ZM140 23H142V24H140ZM144 23V24H143ZM152 23L154 24V26L156 27H154L153 26V28H152ZM222 23V24H221ZM226 23V24H225ZM250 25H249V24ZM146 24H147V27H146ZM158 24V25H157ZM192 24V27H190V25ZM203 24V25H202ZM94 25V27H96L97 28V26H95V23L93 24ZM141 25H145V26H141ZM189 26L188 28H187V26ZM228 25V28L226 27ZM115 26H117V25H115ZM127 26L129 27V23H127ZM160 26V27H159ZM164 28V30L162 29V27ZM194 26H195V28H194ZM233 26H232V28H233ZM251 26H253V27H251ZM258 26H260V25H258ZM98 27H99V25H98ZM150 27V28H149ZM219 27V28H218ZM257 27L258 29H260V31H262V32H259V30L258 29H255V28ZM100 28V27H99ZM141 28H143V30L141 29ZM152 28V29H151ZM189 28H194V30L196 29V31L198 32V33H196V32H194L196 35H197V38H196V35H194L193 34V29L191 30V32H190V29ZM206 28V29H205ZM225 29V31H224V29ZM231 28V29H232ZM28 30L27 28H24V30ZM115 29H117L118 31H122L124 28H123V26H122V28H121V25L120 24H118V26H117V28H115ZM129 29V31H131L130 29H132V32H133V28L131 27V28H128ZM128 29L126 30V27H125V30L124 31H128ZM165 29H166V31H165ZM168 29V30H167ZM189 29V30H188ZM221 29V30H220ZM234 29V28H233ZM254 29L258 32H255L254 31ZM263 29V28H262ZM16 30H17V32H16ZM15 30V32H16V34H14L13 36L11 35L10 36V34H12L11 32L10 33H6L5 34V41H2V40H0V95L2 96V98H4L3 96H5L6 98H9V99H6L7 101L6 102H8V101H11L12 99L13 100H15L18 96L17 95H21V93H18L17 94V92H14L13 93V89H15L16 87H15V85L17 86L18 84H19V82H21L22 81V76L20 75V74H18V72L12 67V63L13 62H15V60H17V58H15V57H13L12 55L15 53V54H17L16 53V48L19 46V45H21V43H23V42H26V41H28V39H29V34L27 33L26 34V32L25 33H22V31L23 30H19V29H16ZM18 30L21 32H18ZM87 30V29H86ZM140 30V31H139ZM148 30V31H147ZM152 30V31H151ZM158 30H159V32H158ZM170 30V31H169ZM111 31V30H110ZM109 31V32H110ZM120 31V32H121ZM141 31H143V32H141ZM165 31V32H164ZM234 31V32H233ZM32 32V31H31ZM123 32V31H122ZM145 36V34H146V36L144 37V38H142V37H140V36H143L141 33ZM152 32V33H151ZM153 32H154V35H156L155 37H154V39H155V42L159 45H157L155 42H154V39H153ZM157 32V33H156ZM167 32V33H166ZM202 32V34H200ZM18 33V34H17ZM90 33H92L91 35H90ZM119 33V32H118ZM168 34L167 35V37H168V39H166L167 37H166V34ZM191 33V34H190ZM212 33H213V35H212ZM226 33V34H225ZM233 33H234V36H233ZM236 33H237V35L238 36H240V37H243V38H245L246 39V41L247 42H245V39H242V40H240V37H237V35H236ZM255 33H257L258 35H260V38L258 37V35L257 34H255ZM33 34V33H32ZM32 34H30V35H32ZM86 34H87V36L88 37H86V38H84V39H82V42L80 41V40H78L77 41V38H74V39H71V43H72V45H73V47L75 46L77 49L75 50V52L78 54V52H77V50H79V48H78V44H80L79 45V47L81 48V49H83V51H82V55L81 56H85V54H86V52H87V54H86V56L90 59H92V57L93 56H89L88 55V51H86V50H89L90 52V54H91V51H92V53H93V51L95 52H98V54L100 55V57H103L102 55H104V54H110V55H112L111 56V59H112V57H113V55H114V51H116V49H115V47L116 46H114L113 48H112V43L108 40V39H110L109 37H107V36H105V38H104V36L103 37H99L98 39H96L95 41H94V37L95 36H97V33H95V32H93L90 28L87 30V32H86ZM104 34V33H103ZM102 34V35H103ZM108 34V33H107ZM114 34V33H113ZM112 34V35H113ZM141 34V35H140ZM164 34V35H163ZM175 34H174V36L173 37H175ZM182 34V35H181ZM205 34V35H204ZM208 34H209V36H208ZM241 34V35H242ZM257 35V37H254L255 35ZM111 35V34H110ZM149 35V36H148ZM172 35V36H171ZM250 35V37L252 38V40L253 39H255V38H257V39H259V41H258V43L259 42H261L262 43V45L260 44H258L256 47V50H254V48H252V46L251 45H253V44H250V46H251V48L249 49V52H250V54L251 55H249L248 54V50L246 51V49H248V46H247V44L249 45V43H252L251 41V39H249L248 38V36ZM141 38L140 39V44L141 43H143L142 44V46L146 43V46H143L142 47V49L141 50H137L136 49V46L138 45V40H136V39H138L139 37ZM165 36V37H164ZM182 36H183V38H182ZM195 36V37H194ZM229 36V37H228ZM231 36H232V38H231ZM247 36V37H246ZM33 36H30V38H32ZM115 37V36H114ZM120 37V36H119ZM119 37H117V38H119ZM170 37H171V39H170ZM203 39H202V38ZM116 38V37H115ZM135 38V39H134ZM149 38H152V39H149ZM162 38V39H161ZM186 38V39H185ZM197 40H196V39ZM235 38V39H234ZM120 39V38H119ZM123 39V38H122ZM142 39H144V41H142ZM150 40L149 42H147L146 40ZM173 39V40H172ZM183 39H185V41L183 42ZM208 39V40H207ZM214 39V40H213ZM216 39V40H215ZM236 39H238L239 41H242V43L240 42V43H238V41L236 40ZM30 40V39H29ZM83 40H87V45L86 44H84L83 42ZM116 40V39H115ZM152 40H153V42H152ZM186 40H189V41H187V42H189L188 44H187V42H186ZM196 40V41H195ZM202 40V41H201ZM113 41V40H112ZM117 41V40H116ZM119 42H120V40H118ZM170 41H172L171 43H169ZM177 41V42H176ZM200 43H199V42ZM203 41H205V42H203ZM207 41V42H206ZM215 41V42H214ZM136 42H138L137 44H136ZM176 42V43H175ZM195 42H196V44H195ZM198 42V43H197ZM211 42V43H210ZM219 42V43H218ZM224 42V43H223ZM243 42H245V44H243ZM249 42V43H248ZM118 43V42H117ZM120 43H122V42H120ZM155 43V44H154ZM175 43V44H174ZM213 43V44H212ZM254 43V42H253ZM138 45L137 46V48H139L140 49V47H141V45ZM180 44V45H179ZM202 44H205V45H203V47H204V53H203V58H202V60H204V61H202L201 60V58H199L198 60H197V57L199 56H201L202 55V53H201V49L203 48H201V46H197V45H202ZM123 45H120L121 46V48H122V46ZM156 45V46H155ZM177 45V46H176ZM195 45V46H194ZM218 45V46H217ZM244 45H245V47L247 46V48L245 49L244 48ZM253 45V46H254ZM71 46V45H70ZM69 46V47H70ZM120 46H119V49H120ZM140 46V47H139ZM149 46H150V48H151V51H150V49L147 51V49L149 48ZM191 46V48H189ZM196 46L198 47V48H196ZM207 46V47H206ZM210 46V47H209ZM224 46V47H223ZM262 46V47H261ZM66 47H68V46H66ZM65 47V48H66ZM161 49H160V48ZM179 47H180V49H179ZM192 47H195V49L193 48V51H190V52H193V54H194V52L196 53V49H199V47L201 48L200 49V51L198 50L197 51V53H199L200 55H198L197 53V55L198 56H196V58L195 59H193L194 58V56L196 55H191L190 54V52H188V50H187V48L188 49H191L192 50ZM225 47H227V48H225ZM260 47V48H259ZM147 48V49H146ZM153 48H155V50L153 49ZM209 48V49H208ZM220 48H223V49H220ZM259 48V49H258ZM67 49H69V48H67ZM67 49H66V53H67ZM73 49H75V48H73ZM73 49H71L70 51H72ZM145 49V50H144ZM153 49V50H152ZM164 49V50H163ZM179 49V50H178ZM213 49V50H212ZM245 49V50H244ZM16 50V51H15ZM122 50H124V49H121V51ZM142 50H144L143 52H141ZM165 51V52H163V51ZM252 50V51H251ZM262 50L264 51V49L262 48ZM69 50H68V53L70 52ZM205 51H207V52H205ZM219 51V52H218ZM226 53H224V52ZM228 51V52H227ZM245 51V52H244ZM255 53H254V52ZM260 51V50H259ZM263 51H261V52H263ZM81 52V51H80ZM83 52H85L84 54H83ZM96 52L93 54V55H95L96 54ZM146 52H148L147 53V55L145 54ZM155 52V53H154ZM161 52V53H160ZM215 52V53H214ZM220 52H221V54H220ZM230 52V53H229ZM61 53H62V50H61ZM63 53H65V51L63 52ZM75 53V54H76ZM116 53H117V51H116ZM115 53V54H116ZM118 53H120V52H118ZM147 56V58H146V56L144 55V54ZM158 53V54H157ZM162 53H165V54H162ZM182 53V54H181ZM183 53H185L184 55L186 56V59H191L190 61H188L187 60V62H188V64L186 63V59H183ZM218 53V54H217ZM259 53V52H258ZM70 54L73 56V52L71 53L70 52ZM76 54V58H78V56H79V54L77 55ZM97 54V55H98ZM102 54V55H101ZM125 54V53H124ZM123 54V51H122V55H124ZM138 54V55H137ZM154 54H156V55H154ZM204 54H205V58H204ZM219 54H220V56H219ZM235 54V55H234ZM252 54H254V56H252ZM257 56H256V55ZM260 54V53H259ZM60 55H63V54H60ZM71 55H69V54H67L66 56H65V58L67 57V56H71ZM96 55V56H97ZM110 55H108V56H106V55H104V57H109ZM120 54H118L117 55V57L119 56ZM149 55L150 56H152V57H149ZM161 55V56H160ZM167 57H166V56ZM168 55H169V57H168ZM207 55H209V57L207 56ZM217 55H218V58H217ZM233 55V56H232ZM64 56L62 57V56H60L61 57V61H65V60H68L67 58L65 59L64 58ZM95 56V57H96ZM116 56V55H115ZM114 56V57H115ZM121 56V55H120ZM158 56V57H157ZM189 56H192V58L190 57V58H187V57H189ZM221 56H222V58H221ZM234 56H236V57H234ZM259 56V57H258ZM73 57H75V55L73 56ZM99 57V56H98ZM116 57V58H117ZM155 57V58H154ZM171 57L173 58V60L171 59ZM253 57H254V61H253ZM260 59H258V58ZM64 58V59H63ZM72 57H70V61L71 62H73V60L75 59V58H73V59H71ZM84 58V57H83ZM82 58V59H83ZM87 58V59H88ZM106 58H103V59H106ZM115 58V59H116ZM122 58V57H121ZM153 58V59H152ZM208 58V60H206ZM213 58H214V60H213ZM220 58H221V60H220ZM228 58H230V59H228ZM255 58H257L259 61H260V63L257 61V59L255 60ZM63 59V60H62ZM87 59L85 60V61H87ZM90 59V60H91ZM94 59V58H93ZM114 59V60H115ZM148 59H150V60H148ZM156 59V60H155ZM164 59H166V60H164ZM168 59H169V61L171 62V63H173V62H175L174 64H175V66L177 67V68H175V66H174V64H173V66H172V68H167L166 66V62L168 61ZM177 60V62H176V60ZM193 59V60H192ZM211 59L213 60V61H211ZM217 59V60H216ZM226 59V60H225ZM96 60V59H95ZM113 60V61H114ZM195 60H197V61H199V60H201L202 61V65L205 67V68H203L202 66H200L201 68H199V63H201L200 61L199 62H197L198 63V65H197V67H195L196 69H203V70H205V71H201V70H199L200 71V73H197V72H199L198 70H197V72L195 73V71H193L194 72V76L192 75H190V69L192 68V66H193V64H194V61ZM228 60V61H227ZM230 60V61H229ZM102 61V60H101ZM113 61H111L112 63H113ZM117 61H119V59H117L116 60V62ZM122 61V63H120ZM120 62H118V63H120L122 66H123V59L121 60ZM164 63H163V62ZM191 61H192V63H191ZM221 61V62H220ZM226 61V62H225ZM255 61H256V66L254 65L255 64ZM62 62V63H63ZM67 62H69V61H67ZM77 61H75V63H76ZM84 62V60L82 61V63ZM96 62V61H95ZM100 62V61H99ZM110 62V61H109ZM126 63V67H123L124 69L126 68V70L127 71H131L130 70V68L128 69L127 67L129 66V64L130 63ZM147 62V63H146ZM150 62V63H149ZM170 62H167V63H169L170 64ZM179 62V63H178ZM220 62V63H219ZM258 62V63H257ZM64 63H66V62H64ZM74 62L72 63V64H75ZM80 63H81V61H80ZM81 63V64H82ZM87 63H89L88 61H87ZM101 63H103V62H101ZM117 63V64H118ZM133 63V62H132ZM131 63V64H132ZM136 63V62H135ZM158 63V64H157ZM161 63V64H160ZM187 64V65H185L186 66V69L185 68H183L182 66H184V64ZM189 63H190V65H192V66H189ZM197 63H195V66H196V64ZM212 63V65L210 66V64ZM219 63V64H218ZM228 63H231V66H230V64H229V66H230V69L232 68L233 69V71H234V74H236V78H237V76H238V79H240V81L238 82V81H235V80H238V79H236L235 78V80H234V77H231L232 76V74H233V71H230V69H229V66H228ZM111 64V63H110ZM110 64H108V65H110ZM114 64V63H113ZM113 64H111L110 66H112ZM125 64V63H124ZM130 64V65H131ZM138 64V63H137ZM150 64H152V65H150ZM153 64L155 65V64H157L156 66V68H155V66H153ZM164 64V65H163ZM216 64V66L214 67V65ZM220 64H225L224 66L223 65H220ZM257 64H261V65H257ZM77 65V64H76ZM91 66L89 67V65L87 66V67H89V69L90 68H92V70H93V67L92 66H94L95 67V65H97L96 67H99V65L98 64H90ZM104 65H107L106 63L104 64ZM104 65H102V66H104ZM107 65V69H108V67H110V66H108ZM133 65V64H132ZM148 65H150V67H148ZM161 65V66H160ZM166 65V66H165ZM219 65L221 66V68H217V67H219ZM74 66V65H73ZM78 66V65H77ZM81 66H83V65H81ZM86 66V65H85ZM101 66V67H102ZM135 66H136V64H135ZM141 66V65H140ZM164 66V67H163ZM184 66V67H185ZM190 68H189V67ZM234 66V67H233ZM260 66H263L262 67V69L260 68ZM75 67V66H74ZM116 67V66H115ZM114 67V68H115ZM132 67V66H131ZM134 67V66H133ZM152 67H154V68H152ZM163 67V68H162ZM170 67V66H169ZM187 67H188V69H187ZM122 67L120 66L119 67V65H118V67L116 68V71H115V73H114V71L112 72L113 73V78L112 79H110L111 78V71L110 72H107L108 74H110V78H108L107 77V79H109V80H107V79H105V77L107 76V74H103V75H106V76H104V79L107 81V83H109L110 81H112L111 83H112V85L109 83L107 86H109V85H111V86H113L114 88H115V90H118V91H121V90H123L124 88L126 89L127 87H125V85H124V83L125 82H127L128 83V81H127V77L125 76V75H127V71L125 72L126 74H124L122 71H120V69H121ZM138 68H140L139 66H138ZM141 68H142V66H141ZM168 69V71L167 70H165V69ZM175 69L176 71H177V73H176V71L174 72L175 74H178V75H175L176 77H174L175 78V80L177 81V82H174L173 83V85H174V87H173V85H171L172 84V82L174 81V78H173V80L171 81V76H172V74L171 73H169V72H172V70L171 69ZM180 68V69H179ZM215 68H217V73L218 72H220V71H218L219 69H221V76L219 75H217V73L216 74H212L213 73V70L216 72V69ZM81 69V68H80ZM84 69V68H83ZM83 69H81V70H83ZM87 68H85V70H86ZM89 69H87L86 70V72H88V70ZM111 69H112V67H111ZM131 69H133V68H131ZM134 69H135V67H134ZM133 69V70H134ZM137 69V68H136ZM151 69V70H150ZM155 69L156 71H159V72H155L154 71V73L153 72H151V71H153V70ZM173 69V70H174ZM183 69V70H182ZM194 69V68H193ZM192 69V70H193ZM227 69H228V71H227ZM114 70V69H113ZM123 70V69H122ZM143 70H145L144 68H143ZM141 71V69L140 70H138V71H140V72H142L141 74H143V72L144 71ZM160 70H162V71H160ZM171 70V71H170ZM185 70H186V72L188 71V73L186 74V72H185ZM247 70H249V71H247ZM94 71V70H93ZM97 71V70H96ZM108 71V70H107ZM254 71V72H253ZM85 72V71H84ZM91 72V71H90ZM98 72V71H97ZM101 72H103V71H101ZM104 72H105V70H104ZM132 72V71H131ZM144 72V74L146 75V73ZM165 72H167V73H169V74H171V76H170V79H167V78H163V76L162 75H164V77H167V76H169V74L167 75ZM172 72V73H173ZM193 72L191 73V74H193ZM204 72V73H203ZM214 72V73H215ZM232 72V73H231ZM236 72V73H235ZM12 73H13V75H12ZM99 73V72H98ZM123 73V74H122ZM138 73V72H137ZM163 73V74H162ZM182 73H184V75L185 76H187L186 78H185V76L182 74ZM202 73L203 74H205V75H202ZM223 73H225V74H223ZM231 73V74H230ZM18 74V75H17ZM149 74H151L150 76H149ZM154 74H156V75H154ZM218 74H220V73H218ZM226 74H228V75H226ZM66 75V74H65ZM102 75V76H103ZM128 75H130V73H128ZM153 75H154V77H153ZM167 75V76H166ZM188 75H189V77L191 76V78H194L195 77V75H198L200 78L199 79H206V77H207V79H209V81H205L206 83H204L203 85L202 84H200V83H203L204 82V80H203V82H199V81H196V83H194L195 82V79H190L189 77H188ZM200 75H202V76H205L204 78H202V76H200ZM209 75V76H208ZM214 75H217V77H219L220 78V80L223 78V76H230L231 78H233V79H229L230 80V82L228 81V82H226V83H229L230 85H231V81H232V84L234 83V82H237V83H234L235 85H237V86H235L234 84L233 85H231V87H230V85L229 84H227V85H225L224 86V88H226V89H223V87L221 86V88H220V85H219V82H218V85H214V84H217V83H215V82H213L212 83V81H216V80H218L217 79V77H215ZM85 76H87V75H85ZM109 76V75H108ZM132 76H134V75H131V77ZM173 76H174V74H173ZM233 76H235V75H233ZM249 76V77H248ZM11 77V78H10ZM124 77H126V79L124 78ZM128 77H130V76H128ZM130 77V78H131ZM182 77H184V78H182ZM197 77V76H196ZM195 77V78H196ZM246 77V78H245ZM247 77L249 78L248 80H250V81H246L245 79H247ZM252 77V78H251ZM255 77V78H254ZM59 78H61V77H59ZM68 78V77H67ZM66 78V79H67ZM84 77H82V79H83ZM135 78V77H134ZM133 78V79H134ZM137 78V77H136ZM158 79V81L159 82H161V85L163 84L164 86H163V88H162V86H160L161 88H159V85H160V83L159 82H157V79ZM165 80L164 82L163 81H161V80H163V79ZM177 78L180 80V82H179V80H177ZM216 78V79H215ZM225 78H227V77H224V79ZM245 78V79H244ZM55 79V78H54ZM57 79V78H56ZM55 79V80H56ZM81 79V78H80ZM81 79V80H82ZM88 79H89V77H88ZM160 79V80H159ZM168 81H170V82H168L170 85H168L167 84V80ZM183 79H185V80H183ZM188 79V80H187ZM197 80H198V77L196 78ZM206 79V80H207ZM257 79V80H256ZM17 81L16 83H13V82H15V81ZM129 80H132V78L131 79H129ZM191 80V81H190ZM223 80V79H222ZM221 80V82H222V84L224 85V84H226V83H223V81ZM13 81V82H12ZM53 81V80H52ZM57 81H58V79H57ZM57 81H55V82H57ZM62 81V80H61ZM63 81H65V79L63 80ZM100 81V80H99ZM102 81V80H101ZM109 81V82H108ZM125 81V82H124ZM134 81V80H133ZM194 81V82H193ZM234 81V82H233ZM46 82V81H45ZM75 82H77V81H75ZM104 82V81H103ZM103 82H101V83H103ZM131 82V81H130ZM163 82V83H162ZM166 82V83H165ZM186 82V83H185ZM197 82L199 83V84H197ZM217 82V81H216ZM220 82V83H221ZM225 82V81H224ZM69 83H71V81H69ZM68 83V84H69ZM85 83V82H84ZM83 83V84H84ZM105 83V82H104ZM103 83V84H104ZM126 83V84H127ZM157 83V84H156ZM159 83V84H158ZM181 83V84H180ZM209 83H210V85L212 86H210L209 85ZM240 83H242V84H240ZM50 84H52L51 82H50ZM59 84V83H58ZM61 84V83H60ZM71 84H73V83H71ZM75 84V83H74ZM154 84L155 85H158V88L160 89V91L159 92H157L156 90H155V87H154ZM165 84H167V85H165ZM195 84H197V85H195ZM248 84V85H247ZM257 84V85H256ZM261 84V85H260ZM44 85H47V84H44ZM43 85V86H44ZM63 85V84H62ZM61 85V86H62ZM67 85V84H66ZM121 85H123V86H121ZM131 85V84H130ZM181 85V86H180ZM191 85H192V87H191ZM202 85V86H201ZM205 85H209L210 87L209 88H206L205 87ZM240 85H241V87H240ZM43 86H41V85H39L37 88H35L34 90H32V92L34 93V95L36 96V98L40 101V103H42L43 104V102L46 100L45 98V95H46V92H45V95H44V92H43V90L44 89H42V88H44ZM52 86V85H51ZM54 86H55V84H54ZM60 86V85H59ZM59 86H56V88H58ZM60 86V87H61ZM68 86L69 85H67V87H66V89L68 88ZM107 86H103V88H102V90H106V92H107ZM110 86V87H111ZM132 86V85H131ZM150 86V87H149ZM171 86H172V88H171ZM184 86V87H183ZM194 86V87H193ZM195 86H196V88H195ZM200 87V88H198V87ZM213 86H214V88H213ZM233 86V87H232ZM241 88H239V87ZM251 86V87H250ZM253 86H255V87H253ZM259 86V87H258ZM15 87V88H14ZM46 87H48V86H46ZM64 87V88H65ZM106 87V88H105ZM130 87V86H129ZM168 87H170V88H168ZM203 87H204V91H207L208 90V93H206L205 92V95H204V92H202V94L204 95V97L202 98L201 96H203L202 94H199V92L201 93V91L203 90ZM217 87H219V88H217ZM253 87V88H252ZM12 88V89H11ZM50 88H54V87H50ZM50 88H47V89H45V90H48V89H50ZM138 88V89H137ZM157 88V89H158ZM164 88H167V89H164ZM185 88V89H184ZM191 89V88H194V89H191L190 91L189 90H187V89ZM199 90H198V89ZM233 88H234V90H236V92L235 91H233ZM252 88V89H251ZM254 88L256 89V90H254ZM261 88V89H260ZM17 89V88H16ZM61 89V88H60ZM59 89V90H60ZM70 89H72V86L69 88V89H67V90H70ZM87 89H89V88H86V90L83 92L84 93V95H86L87 93H88V90ZM110 89V88H109ZM108 89V91L110 92V90ZM124 89V90H125ZM141 89V90H142ZM168 89H170V90H173V91H170V90H168ZM195 89H196V91H195ZM201 89V90H200ZM211 89H213V90H211ZM223 90V91H225L226 92V94H228V96H226L225 97V93L223 94V95H221V92L220 91H218V90ZM257 89H258V92H257ZM44 90V91H45ZM57 90V89H56ZM59 90H57V91H59ZM65 90V89H64ZM101 90V89H100ZM105 90H104V92H105ZM128 90L129 89H127V92H128ZM152 90H154V91H156V93L158 94V96H155L156 95V93H154ZM166 92H164V91ZM174 90H176L177 91V93H174L175 91ZM185 90H186V92H185ZM221 90V91H222ZM253 90H254V94H252L251 93V91L253 92ZM57 91H56V94H57ZM66 91V90H65ZM65 91H64V93H65ZM71 91V90H70ZM70 91L67 93V94H69L70 93ZM91 91V90H90ZM114 91V90H113ZM126 91V90H125ZM167 91H168V93H167ZM169 91H170V94H169ZM178 91L180 92V91H182V93H181V95H179L180 93H178ZM188 91L190 92V96L188 95V97L187 96H184V95H186V93H188ZM217 92V93H215V92ZM260 91V92H259ZM48 92H50V91H48ZM47 92V93H48ZM54 92V91H53ZM95 92V91H94ZM93 92V93H94ZM104 92H102L101 93V96L102 95H104L103 93ZM106 92H105V94H106ZM138 92V93H139ZM153 92V93H152ZM162 92V93H161ZM171 92H172V94H171ZM198 92V93H197ZM218 92H220V93H218ZM238 92V93H237ZM241 94H240V93ZM258 94V95H260L259 97V99L258 100H255V98H258V97H256V96H258V95H256V93ZM15 93L17 94V95H15ZM31 92H29V94H30ZM55 93V92H54ZM62 93V92H61ZM98 93V91H96V94ZM99 93H100V91H99ZM161 93V94H160ZM163 93H165V94H163ZM183 93H185L184 95H183ZM210 93H213L214 94V97H215V95L217 94V96H218V98L217 97H215V99H213L214 97H213V95H210V99L208 98V96H209V94ZM27 94V93H26ZM56 94H53V95H56ZM66 94V95H67ZM108 94V93H107ZM107 94L106 95H104L103 97H100L99 96V94H98V100H99V97L102 99V98H107ZM160 94V95H159ZM168 94H169V96H168ZM176 94L178 95V96H176ZM34 95H33V97H34ZM48 95H51L50 93L48 94ZM60 95V94H59ZM76 95V94H75ZM79 95H83V94H79ZM92 95V94H91ZM141 95V96H142ZM169 97L168 99H167V96ZM201 95V96H200ZM208 95V96H207ZM237 95H238V97H237ZM240 95V96H239ZM0 96V97H1ZM15 96H17L16 98H14ZM23 96V99L25 98V99H27V96H24V94L22 95ZM22 96H21V98H22ZM29 97H30V95H28ZM94 96V95H93ZM96 96V95H95ZM95 96H94V98H95ZM198 96H199V98H201V99H199L198 98ZM220 96V97H219ZM223 96V97H222ZM242 96H245L246 97V100L247 101H249L250 99V103H251V106H255V105H259V109L261 110L262 108V112H261V114L262 115H260V116H263V118L262 117H260L259 116V112H258V114H257V111H256V106L254 107V109L252 108V109H249L250 108V106H248V104H244V102H247V101H245V98H241ZM255 96V97H254ZM262 96V97H261ZM32 97V98H33ZM87 97H91V96H88L87 95ZM86 97V98H87ZM156 99H155V98ZM157 97H158V99H157ZM197 97V100L195 101V100H193V99H195ZM211 97H213V98H211ZM223 99H222V98ZM225 97V98H224ZM232 100V104H229V103H231V100L229 99V98ZM235 97V98H234ZM236 97H237V99H236ZM239 97L241 98V99H239ZM31 98V99H32ZM48 98H49V96H48ZM47 98V99H48ZM53 98L54 97H52L51 98V100L53 101H51V103H53V106L56 104H54V102H55V100H53ZM68 98V97H67ZM81 98H83V97H81ZM86 98H84V99H86ZM189 98H190V100H191V98H192V100H193V102H192V100L190 101V102H192V103H190L188 100H189ZM5 99H4V101H5ZM30 99V98H29ZM28 99V101H30L31 102V100H29ZM36 99V100H37ZM61 99H63V97L61 96ZM70 99L71 100H74L75 101V99H80V96H70ZM93 99V98H92ZM91 99V101H93ZM138 99H140V98H138ZM164 99V98H163ZM182 99H185V100H182ZM229 99V100H228ZM235 99V100H234ZM244 99V101L241 103L242 104V106H239V104L240 103H238L239 102V100H243ZM261 99H262V101H261ZM12 100V101H13ZM17 100V101H16ZM15 101H16V103H18L19 102V104H21V102L19 101V98H17ZM33 100H35V98L33 99ZM32 100V101H33ZM49 100V99H48ZM58 100V98H56V101ZM67 99L65 98L64 99V101H63V103H64V107H65V111H68V110H70L71 109V105H75V103L74 104H71L70 102H69V99L66 101ZM82 99H80V101H81ZM103 100V99H102ZM102 100L100 101L101 102V104L100 105H102L103 103H104V101L102 102ZM155 100V101H154ZM176 100V99H175ZM174 100V101H175ZM186 100H187V102L188 103H190L189 105H187V107H186ZM210 102H209V101ZM234 100V101H233ZM254 100V101H253ZM2 101H3V99H1V103H2ZM26 101V100H25ZM28 101H26V103L28 102ZM61 100H59V102H58V105H59V103H61L60 102ZM86 101H87V99H86ZM152 101V102H151ZM160 101V100H159ZM179 101H175V103H180ZM213 102V104H211L212 102ZM220 101H222V102H220ZM225 101V102H224ZM256 101H259L260 103H261V105L259 104V102H256ZM29 102V103H30ZM47 102V104L49 105V103H50V101H46ZM46 102H44L45 103V105H46ZM49 102V103H48ZM82 102V101H81ZM158 102V101H157ZM195 102V103H194ZM217 103V106L219 107V108H217V106H214V105H216L215 103ZM228 102V103H227ZM248 102V103H249ZM256 104H255V103ZM5 103V102H4ZM39 103V104H40ZM50 103V104H51ZM62 103V104H63ZM70 103V104H69ZM159 103V102H158ZM158 103H155V104H158ZM160 103V104H161ZM174 103V102H173ZM174 103V104H175ZM177 103V104H178ZM187 103V104H188ZM226 103V104H225ZM234 103H236V104H234ZM11 104V103H10ZM22 104H25V103H23L22 102ZM28 104V103H27ZM62 104H60V106L62 105ZM78 104V103H77ZM77 104H76V106H77ZM80 104V103H79ZM78 104V105H79ZM85 104L86 105H88L86 102H85ZM159 104V105H160ZM177 104L175 105L176 107H177ZM191 104H195V108L194 109H192V107L194 106V105H192L191 106ZM209 104L211 105V106H209ZM238 104V105H237ZM240 104V105H241ZM243 104H244V107L245 108H247V107H249L248 108V110L246 109L245 110V108L243 107ZM32 105H35V104H33L32 103ZM82 105V104H81ZM99 105V104H98ZM161 105H164V104H161ZM173 105V104H172ZM208 105V106H207ZM236 105V106H235ZM247 105V106H246ZM250 105V104H249ZM13 106V105H12ZM19 106V105H18ZM75 106V107H76ZM165 106V107H166ZM175 106H173L174 107V109H175ZM179 106V105H178ZM189 106V107H188ZM198 106V107H197ZM229 106V107H228ZM231 106V107H230ZM240 107L239 108V110H238V108H235V107ZM260 106L262 107V108H260ZM14 107V106H13ZM20 107H22V105L20 106ZM44 106H42V107H39V108H43ZM55 107V106H54ZM54 107H52L51 108V106H48V108L49 109H51V110H49L48 108H46L47 110L45 111V110H41L40 111V113L39 114H33V112H34V110L32 111V117H30L31 116V112L29 113V111H30V109L32 108H34V109H36V110H38V107H25V108H20L19 109V107H17L18 109H19V111H15V110H17L16 108L14 109V108H12L11 109V107L10 108H8L7 107V109H5V108H0V124H2V123H4V125L7 123V126H5V130L3 129V126L2 125H0V178H2L1 180H0V196H1V194L3 195L7 190H3L4 188H6L7 187V185L9 184V188L12 190V189H14V188H16L15 190H17L16 192H18L20 189H21V187H22V185H19L20 183H19V181H18V183L16 184V182L15 181H13L14 179H11V180H5V176L3 177L2 175H5V173L3 174V172H5L6 171V168H7V171H8V169L10 168H14V169H17V164L21 161V163H23L22 165H23V167L21 168V170H20V168H19V171H18V173H21V175L24 177V173L26 174V170H27V168L29 167V169L30 168H36V169H34V170H39V168H41V169H43L44 167H41L48 159H51L52 157H54L53 156V152L55 151V148L53 147L54 146V144H55V140H56V138L59 136V138H57V140L58 139H60L61 137H63V138H61V140L59 141V142H61L60 143V145H59V147L61 146H65V145H70V144H68V143H71V144H73V143H75V142H77V140H79L80 138H86L87 136L89 137V138H91L92 137V135L93 134H89L90 132L87 130L88 128H87V126L88 125H90V126H92V127H89V129L90 128H97V130H104V128L102 127L103 126V124H101L100 125V123H105L104 121H106V120H102L103 119V116L101 115L102 113H101V111L99 112V111H97L98 112V114H100V115H98V114H96L97 112H95V110H97V108H95V110H94V112H92V110L94 109H88L87 107H85V108H81V107H83V106H81L80 108H74V110H77V111H73V112H75V113H77L78 111H81V110H83V111H81L80 113H82V115H84V113H85V110H86V116H88L89 115V117H90V115H91V112H92V115L93 116H91L92 117V119L90 120V119H86V120H84L85 119V117H84V119H83V121L81 120L82 118H83V116H82V118L80 119L81 121L79 122V124H81L82 122H84V121H86V122H84V123H82L81 125H78V123H76V121H75V127H74V122H72L73 124H71L70 122H67V123H65V122H63V118L61 117H58L59 116V112H58V108H57V110L54 108ZM64 107H63V110H64ZM169 107H171V105L169 106ZM168 107V108H169ZM201 107H203V109H201ZM214 107V108H213ZM227 107V108H226ZM234 107V108H233ZM72 108H73V106H72ZM217 110H216V109ZM243 108V109H242ZM14 109V110H13ZM31 109V110H32ZM61 109H62V107H61ZM61 109H60V111H61ZM79 109H81V110H79ZM85 109V110H84ZM99 109V108H98ZM180 109H181V107H180ZM223 109H225V111H223L222 112V110ZM257 109H258V107H257ZM9 110V111H8ZM26 110H27V112H26ZM35 110V111H36ZM171 110H173V108L171 109ZM176 110V109H175ZM238 110V111H237ZM247 111L246 113H245V111ZM15 111V112H14ZM24 111L27 113H24ZM47 111H49L48 113H47ZM71 111H72V109H71ZM88 111L90 112V114H88ZM176 111H178V110H176ZM219 113H218V112ZM229 112V113H227V112ZM243 111H244V114H243ZM19 112V113H18ZM39 111H37L36 113H38ZM42 112H45L46 114H47V116H45V119L46 120H43V121H45L44 123L42 122V125H41V123H39V121H38V119L43 115H40ZM63 112V111H62ZM61 112V113H62ZM187 111L185 112V113H188ZM191 112H195V111H191ZM217 112V113H216ZM240 112V113H239ZM253 112V113H252ZM17 113V114H16ZM30 115H29V114ZM44 113V114H45ZM50 113L52 114V115H50ZM185 113H183V114H185ZM215 113V114H214ZM223 113H224V115H226V116H223ZM227 113V114H226ZM233 112H231V114H232ZM238 113V114H237ZM49 114V115H48ZM78 115H81V114H79V112L77 113ZM76 114V115H77ZM95 114V115H94ZM183 114H182V116H183ZM194 114H195V116H194ZM229 114V115H228ZM22 115V116H21ZM23 115H24V117H23ZM40 115V116H39ZM98 115V116H97ZM186 115L185 116H181V114L179 115V118H184L185 117V119H186ZM191 115V116H190ZM197 115V116H196ZM227 115H228V117H227ZM233 115H235V114H233ZM250 115H248V117H250ZM19 116V117H18ZM37 116H39V118H37ZM44 116V115H43ZM52 116H53V118H52ZM85 116V115H84ZM98 117V120H96V118ZM99 116H102V118L100 117L99 118ZM176 116V115H175ZM181 116V117H180ZM198 116V117H199ZM210 116H212V117H210V119H209V117ZM215 116V117H214ZM220 116V115H219ZM241 116V117H242ZM259 116V117H258ZM58 117V118H57ZM77 117H79V116H77ZM96 117V118H95ZM190 117H192V118H190ZM197 117V120L195 121V124H196V122L197 121H199V118ZM6 118V119H5ZM48 118V119H47ZM50 118V119H49ZM56 118H57V120H59L58 122L59 123H57V124H59V125H61L60 127H61V129H63V131L61 130L60 132H61V134L60 133H57L58 135L55 137H52L53 135H55L56 133V131H55V128L54 127H52L51 129H52V131H53V128H54V133H53V135L52 136H50V138L48 137L49 136V134H44L43 132H42V130H39L42 126L44 127H48V126H50L51 125V123L52 122H57L56 121ZM93 118H95V119H93ZM172 118V117H171ZM175 118V117H174ZM173 118V119H174ZM179 118H177V120H181V119H179ZM201 118H200V120H201ZM212 118H214V120H215V122H214V120L212 119ZM219 118L220 119V121H219V119L217 120V119ZM225 118V119H226ZM233 118V117H232ZM245 118V119H246ZM9 119V120H8ZM43 118H41V119H39V120H42ZM51 119H53L52 120V122H51ZM77 119H79V118H77ZM101 119V121L99 122V120ZM206 119V120H207ZM213 121H212V120ZM242 119V118H241ZM7 120V121H6ZM31 120H33V121H31ZM92 120H93V122H92ZM95 120V121H94ZM188 120V119H187ZM186 120V121H187ZM205 120V121H206ZM227 120V121H228ZM239 120V119H238ZM244 120V119H243ZM242 120V121H243ZM260 120V121H259ZM5 121V122H4ZM91 121V122H90ZM185 121V122H186ZM190 121H188V123L190 122ZM211 121V122H210ZM224 121V120H223ZM221 122V123H224V122ZM241 121V122H242ZM51 122V123H50ZM87 122H89V124H87ZM97 122H99V123H97ZM175 122V121H174ZM200 122V121H199ZM198 122V123H199ZM219 122V123H218ZM229 122V121H228ZM232 122V121H231ZM245 122V121H244ZM243 122V123H244ZM13 123H15V124H13ZM107 123V122H106ZM197 123V124H198ZM215 123V125H213V124ZM218 124V126H216L217 124ZM226 123V122H225ZM235 123V122H234ZM262 125H261V124ZM50 124V125H49ZM57 124H55V125H57ZM196 124V125H197ZM238 124V123H237ZM241 124V123H240ZM54 125V123H53V126H55ZM86 125V126H85ZM99 125V126H98ZM104 125H107V124H104ZM81 126V127H80ZM83 126H85V128H86V130H84L83 129ZM94 126V127H93ZM102 128H101V127ZM109 126V125H108ZM108 126H104V127H108ZM213 126H215V128L213 127ZM239 126H241V125H239ZM260 126V127H259ZM7 127V128H6ZM73 127L76 129V131H77V127L79 128V130H81V129H83L82 131L83 132H85L84 133V135L82 134L83 132H81V131H79V132H75L74 133V135L72 134V138L71 137H69L68 136V134H70L71 135V133H72V131H74L73 130ZM100 127V128H99ZM57 128V127H56ZM47 129V128H46ZM49 129V131L47 130V132L48 133H50V128H48ZM263 129V130H262ZM45 130V129H44ZM59 130V129H58ZM91 130V129H90ZM100 131V133L99 134H101L102 135V137H101V135L99 136V137H97V139H95V142H96V140H98L99 138H101V139H99L100 141H102V139H103V141H106V143L108 142V140H105L106 139V137L107 136H105V134L103 133L104 131ZM216 130V131H215ZM261 130V131H260ZM39 131H41V134H44L45 135V137L44 138H41L42 136H44V135H42L41 137L39 136L40 135V133H39ZM58 132V131H57ZM66 133V135L68 136L67 137V140H65V138H66V136H63L64 134L63 133ZM80 132H81V135H79L80 134ZM87 132H89L88 134H87ZM36 133H38V134H36ZM104 135H103V134ZM63 134V135H62ZM76 134V135H75ZM217 134V133H216ZM221 134V133H220ZM220 134L218 133V135H219V137H220ZM51 135V134H50ZM61 135V136H60ZM79 137H78V136ZM91 135V136H90ZM222 135V134H221ZM75 136V137H74ZM223 136H224V134H223ZM222 136V137H223ZM87 137V138H88ZM95 137V138H96ZM218 137V136H217ZM218 137V138H219ZM226 137V136H225ZM68 138H70V139H68ZM88 138V139H89ZM92 138H94V137H92ZM108 138V137H107ZM216 138V137H215ZM261 138V137H260ZM64 139V140H63ZM212 139V138H211ZM223 139H224V137H223ZM12 140H15V141H17L18 142V144L19 143H23V144H25V148L24 147H22L21 146V148H24V149H21V151H19L18 153H16V154H12L11 153V149H9L8 147H9V145H11L10 144V141H12ZM76 140V141H75ZM209 140V139H208ZM219 140H222L221 139V137H220V139ZM263 140V139H262ZM14 141V142H15ZM70 141V142H69ZM90 141H92V140H90ZM226 141V140H225ZM5 142H7V143H5ZM59 142H57L56 143V147H57V144L59 143ZM66 142V143H65ZM93 142V141H92ZM94 142V143H95ZM216 142V141H215ZM219 143L220 142H224V141H218ZM217 142V143H218ZM11 143H13V142H11ZM65 143V144H64ZM90 144H91V142H89ZM93 143V144H94ZM103 143V142H102ZM100 144V146H102L103 148H100V146H99V148L100 149H106L105 147H106V145H105V143H103V144ZM191 145H193V147L196 145L197 146V144H198V142H194L193 144H192V142H189ZM208 143V142H207ZM210 143V142H209ZM9 144V145H8ZM62 144V145H61ZM64 144V145H63ZM93 144H92V146H93ZM190 144H188V145H190ZM221 144V143H220ZM98 145H99V141L97 142V144L95 143V146L94 147H92L93 149L95 148L96 150L98 149ZM187 145V146H188ZM213 145V144H212ZM219 145V144H218ZM259 145V144H258ZM261 145V144H260ZM263 145V144H262ZM105 146V147H104ZM195 146V147H196ZM208 146H209V144H208ZM215 146V145H214ZM213 146V147H214ZM226 146V145H225ZM225 146H221V147H223V149H224V147ZM52 147L54 148L53 150H52ZM58 147V148H59ZM189 147V146H188ZM187 147V148H188ZM192 147V146H191ZM193 147H192V149H193ZM218 147V146H217ZM217 147H215V148H217ZM210 148V147H209ZM214 148V149H215ZM219 149H220V146L218 147ZM217 148V149H218ZM259 148H260V146H259ZM258 148V149H259ZM263 148V147H262ZM61 149V148H60ZM107 149H108V147H107ZM106 149V150H107ZM189 149H190V147H189ZM210 149H212V148H210ZM223 149H220V150H223ZM57 150H59V149H57ZM56 150V151H57ZM99 150V149H98ZM101 150V151H102ZM55 151V152H56ZM100 151V150H99ZM100 151V152H101ZM226 151V150H225ZM258 151H260V150H258ZM258 151H257V153H258ZM59 151H57V153H58ZM219 152V151H218ZM224 152V151H223ZM227 152H228V150H227ZM60 153H61V151H60ZM104 153V152H103ZM220 153V155H221V152H219ZM230 153H232V151L230 152ZM261 153V152H260ZM225 153H223V155H224ZM54 155H56V154H54ZM234 155V154H233ZM263 155V154H262ZM57 156V155H56ZM55 156V157H56ZM227 156H229V157H231L230 155H226V157L225 158H227ZM236 156V155H235ZM235 156H232V157H234L235 158ZM263 157V156H262ZM233 158V159H234ZM230 159V158H229ZM228 160V159H227ZM235 160V159H234ZM45 161V162H44ZM50 161H54V159L52 158V160H50ZM235 161H237V160H235ZM234 161V162H235ZM247 161V160H246ZM230 163H231V160L229 161ZM233 162V163H234ZM103 163V162H102ZM247 163H248V161H247ZM246 162H245V164H247ZM101 164V163H100ZM235 164V163H234ZM231 165H233V164H231ZM101 166V165H100ZM53 167H55V166H53ZM250 167V166H249ZM95 169L97 168V170H99L98 168H99V164L98 165H95V167H94ZM101 168H103V167H101ZM9 169V171L8 172H10V173H12L13 172V170H10ZM54 169V168H53ZM249 170V169H248ZM6 171V172H7ZM17 171V170H16ZM41 171V170H40ZM40 171H39V173H40ZM15 172V171H14ZM13 172V173H14ZM13 173H12V175H13ZM38 173V172H37ZM38 173V174H39ZM16 174H17V172H16ZM260 174V173H259ZM18 175V174H17ZM20 175V176H21ZM263 176H264V174H262ZM14 176V175H13ZM16 176V175H15ZM4 178V179H3ZM82 178V177H81ZM264 178V177H263ZM261 179V178H260ZM17 180V179H16ZM9 181H11V182H9ZM13 181V182H12ZM83 181V180H82ZM18 185V186H17ZM85 189H87V188H85V187H83V190H85ZM108 191V190H107ZM18 194L19 193H16V194H13L12 196L13 197H15V196H18ZM12 196H11V199L13 200V198H12ZM5 197H3V199L0 197V206L3 204V201H5L6 199H4ZM10 199V200H11ZM16 199V198H15ZM14 199V200H15ZM73 198L71 197H69V198H67L66 200H64L63 202H61V204L58 206V208L56 209V211H55V213L54 214H52V215H50V216H47V217H39V216H33L32 218H31V221H30V224H28V225H25V224H20V223H16V222H14L13 220L14 219H17V218H19L20 216H21V213L19 212V211H5L4 213H1L0 214V264H45V263H47V262H49L48 264H60V262L62 261L61 259L63 258V256L64 255H66L67 254V249L69 248V247H71V246H73L74 245V243L76 242V237H77V233H76V231H75V229L77 228V227H79V226H81L82 224H83V218L82 217H84V216H82L83 215V213H82V211H81V209H82V207H80V206H82L80 203H77L75 200H72ZM14 202V201H13ZM80 204V205H79ZM47 207H49V205H47V206H45L44 208L45 209H47ZM263 210V209H262ZM259 211H261V210H259ZM263 212H261V215H263L262 214ZM8 224H10V227H7L8 226ZM252 233V232H251ZM250 232L249 233H245V240H244V243H242V245L240 246V247H242L243 249L242 250H237L236 252H241V253H244V254H248L249 253V250L251 249V247L253 246V244H255L256 242H255V240L257 239L256 237V235L253 233V234H251ZM255 235V240L253 241V239H254V237L252 238V236H254ZM216 240V239H215ZM255 242V243H253V242ZM214 242V243H213ZM212 242V246L211 247H208V249H209V251L211 250H213V249H215V250H219L220 249V243H219V240H217L216 242L215 241H213ZM216 243H217V245H216ZM219 244V245H218ZM262 245H264V243L262 244L261 243V247L263 248L264 246H262ZM219 248H218V247ZM261 248V249H262ZM260 249V250H261ZM264 250V249H263ZM208 251V250H207ZM261 252H262V250H261ZM207 253V252H206ZM210 253V252H209ZM212 253V252H211ZM264 253V252H263ZM209 254L207 253L206 254V259L209 261V260H211V258L213 259V257L211 256H208ZM259 255V254H258ZM258 255H256L255 257H253L252 258V260L251 261H248V260H244L245 262H248L249 264L250 263H252V264H261L262 262H263V260H261L262 259V257H260L259 258V256ZM261 256V255H260ZM209 257V258H208ZM204 258H205V256H204ZM264 258V257H263ZM64 259V258H63ZM61 260V261H60ZM207 262V261H206ZM208 263H213V261L212 262H208ZM207 264V263H206ZM262 264H264V263H262Z\"/></svg>",
	"mask_w": 264,
	"mask_h": 264
}]
</instances>
